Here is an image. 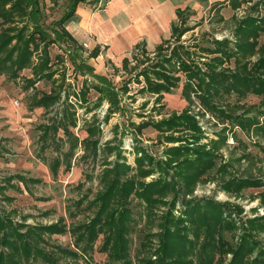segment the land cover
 Here are the masks:
<instances>
[{
  "label": "trees",
  "instance_id": "16d2710c",
  "mask_svg": "<svg viewBox=\"0 0 264 264\" xmlns=\"http://www.w3.org/2000/svg\"><path fill=\"white\" fill-rule=\"evenodd\" d=\"M78 1L80 0H71L68 11L48 26L42 22L44 14L39 7V0H0V76L4 75L15 81L23 70L30 69L31 76L22 78L23 88L26 91L32 90L27 95L28 109L43 108L47 113L54 108V114L48 117V121L39 125L38 135L39 151L43 153L50 150L55 153L50 157L42 156L53 175H56L61 165L67 170L71 168V160L79 144L80 159H102L99 182L106 189L91 200V207L94 209L97 206V209L95 208L89 223L75 225L70 232L77 247L78 242H83L85 237L88 242L97 232H101L105 233L106 241H112L120 249L125 245V219L129 213L126 204L130 195L150 203L169 192L173 196L178 191L189 194L199 181L207 180L205 174L215 166L218 151L226 141L227 130L234 127L246 131L254 128L264 130V119H261L264 116V0L214 2L208 9L209 20L227 24L229 34L220 39L211 38L207 44L201 42V45L182 43L181 36L192 29L186 26L192 12L177 9V20L171 26L169 38L163 39L152 50L143 44L136 45L131 56L133 64H130L129 59H123L122 70L127 76L119 85L103 75L93 73L88 64L79 60L75 54L74 42L62 28L64 20ZM226 8L231 11L229 18H225L222 13ZM239 11L241 14H238ZM55 43H64L65 47L62 48H65L63 50L69 56L75 73L88 75L93 80L85 78L81 87L75 90L65 77V70L58 71L53 66L49 48ZM91 54L94 55L95 51ZM55 58L60 63L64 62L63 54H57ZM181 75L184 76L181 95L188 104L180 112H172L157 121L146 119L133 124L138 133L147 127L153 128L157 131L159 142L180 143L163 148L164 158L155 157L143 146H135L138 156L134 159V168L124 161L114 164L108 159L111 155L118 154L115 153L118 146L111 145L110 142L101 143V127L96 124L94 116L84 120L83 138L78 139L74 134L77 117L70 96L77 102L87 103V95L93 90L97 96L92 106L97 107L104 102L107 106L103 120L108 121L116 113L123 114L125 107L122 98L133 95L129 94L131 82L141 86L137 92L154 95L159 107L162 105L160 100L163 94L170 93L179 86ZM43 79L50 82L48 91L35 88V84ZM249 94L258 97L259 103L249 106L239 104L238 101ZM232 97H235V102L229 101ZM193 108L198 109L195 112ZM91 110L93 109L89 106L85 108L87 112ZM205 113L222 124L216 132V138H211L208 145L200 142L206 135L197 118ZM60 130L63 135L57 138ZM64 138L69 142L66 150L63 148ZM173 166L174 176L178 179L171 176L173 178L150 182L142 180L154 171L168 177L169 168ZM125 175L128 178L121 184L118 180ZM20 179L26 181L24 177ZM220 184L234 197H238L245 188L263 186L259 178L248 176H231ZM3 188L0 185V194H3ZM263 192L253 199L259 198ZM184 201L188 221L195 227H201L204 232L199 247L209 249L213 254L217 249L216 253L220 255L232 250L222 239L224 228H220L224 220V205L209 198H189ZM259 220L264 225V217ZM182 222H177L178 229ZM65 231L63 223L39 225L15 222L13 226L8 216H0V264H26L30 259L37 258L45 264H57L51 252L42 249L40 243L44 241V234H61ZM177 231L176 240L171 246H168L167 240H162V255L179 260L187 255L192 246L181 249L180 244L188 240L179 239L182 234L180 230ZM76 232L79 234L75 238ZM217 233L221 239L216 242ZM165 238L168 241L170 239L168 235ZM87 242L83 244L86 247L89 246ZM259 245L249 238H243L238 247L232 250L233 256L227 264H264V246L258 247ZM255 247H258L257 255L250 262H245L243 256L251 254ZM59 250L69 258L78 257L77 252L69 248ZM219 261L222 263L221 259ZM185 263L191 262L189 260Z\"/></svg>",
  "mask_w": 264,
  "mask_h": 264
},
{
  "label": "rangeland",
  "instance_id": "374dc122",
  "mask_svg": "<svg viewBox=\"0 0 264 264\" xmlns=\"http://www.w3.org/2000/svg\"><path fill=\"white\" fill-rule=\"evenodd\" d=\"M68 5L70 0H61L57 2V6L56 4L53 7L46 6L45 23L50 25ZM222 13L225 18H229L231 11L226 8ZM208 14V9L192 11L186 23V26L192 29L181 36L184 45H201V42L207 44L211 38L220 39L229 34L227 24L212 22ZM238 14L241 12L239 11ZM63 46L61 43H56L49 48L53 66L58 68V71L65 70V77L74 89L78 90L85 78L88 80L91 78L88 75L75 73L69 57L64 56L63 63L57 61L55 58L57 54H65ZM24 76H31L30 69L23 70L15 81L7 79L4 75L0 76V185L4 187L3 194H0V216H8L13 226L15 222L39 225L63 223L65 232L44 234V241L40 243L42 249L51 252L57 264H186L185 262L189 260L190 264H227L233 256L232 250L238 247L243 238L258 242L260 244L258 247L264 246V225L259 220L264 217V194L253 199L264 191V130L254 128L246 131L234 127L225 132L226 141L218 151L215 166L205 174L207 180L199 181L191 193L178 191L173 196V193L169 192L150 203L134 195L128 197L126 206L129 213L125 219L127 229L124 234V246L120 249L116 248L112 241H106L105 233L97 232L92 240L87 242L85 237L83 242L79 241L77 247L70 229L75 225L89 223L95 208L97 209V206L93 209L90 202L99 192L106 189L99 182L102 159L99 157L95 161L80 159L79 144L75 149L76 153L71 160L72 166L69 170L61 165L56 175L50 172L42 156L50 157L55 153H51L50 150L43 153L39 151L38 135L39 125L48 121V117L54 114V108L47 113L43 108L28 109L27 95L32 90L26 91L23 88ZM111 78L119 85L120 76L114 75ZM181 79L177 88L163 94L160 100L162 105L159 107L154 95L137 92L140 85L131 82L129 94L133 95L122 98L125 107L123 114L116 113L108 121L103 120L107 106L104 102L100 106H92L97 96L93 90L87 95V103L77 102L73 96H70L77 117V125L73 128L74 134L78 139L83 138L84 120L92 119L94 116L97 119L96 124L101 127V143L110 142L111 145L118 146L115 152L118 154H113L108 159L114 164H121L120 162L124 161L134 168V159L138 156L135 146H143L155 157L164 158L163 148L180 143L159 142L157 131L153 128L147 127L138 133L133 124L146 119L157 121L172 112H180L188 104L181 95L183 75ZM35 88L39 91H48L50 82L45 79L40 80L35 84ZM194 100L197 105L196 98ZM229 101L235 102V97L230 98ZM238 102L246 106L257 105L259 98L249 94ZM87 106L93 110L85 111ZM197 109L193 108L195 112ZM197 118L206 135V138L200 142L208 145L211 138H216V132L220 130L222 124L217 123V119L208 113L203 116L198 115ZM261 119H264V116ZM62 135L60 130L57 138H61ZM63 143V148L66 150L69 142L64 138ZM224 164L226 166L221 167ZM123 172L125 174L126 170ZM174 175L173 166L169 168L168 177L164 173L154 171L142 180L150 182L156 179H169L171 176L176 179ZM231 176L259 178L263 186L245 188L238 197H234L220 186L222 180ZM21 177L26 181H22ZM126 178L127 175L118 181L122 184ZM189 198H209L224 205V220L220 228H224L222 239L232 250L220 255L216 253L217 249L213 254L211 250L199 247L204 232L201 227H195L188 221L185 212L187 205L184 200ZM179 221L183 222L178 229ZM177 230L182 234L179 239L188 240L180 244L181 249L192 246L188 249L187 255L179 260L162 255V240H167L168 246H171L176 240ZM78 234L79 232H76L75 238ZM166 235L169 236V241L165 238ZM216 237V242L221 239L218 233ZM85 242L88 243V247L83 245ZM258 247H255L251 254L244 255L243 260L250 262L255 258ZM59 248L74 250L78 257L69 258L68 255L60 252ZM2 250L5 248L2 247ZM26 264L45 263L37 258L30 259Z\"/></svg>",
  "mask_w": 264,
  "mask_h": 264
},
{
  "label": "crops",
  "instance_id": "0c3cea01",
  "mask_svg": "<svg viewBox=\"0 0 264 264\" xmlns=\"http://www.w3.org/2000/svg\"><path fill=\"white\" fill-rule=\"evenodd\" d=\"M217 1L221 0H80L64 20L62 28L74 42L79 60L88 64L93 73L113 82L111 76L118 75L121 82L127 76L122 70L123 59L131 61L138 44L152 50L163 39L169 38L171 26L177 20V9L207 10ZM39 2L44 14L42 22L46 25L45 7L57 6L61 0ZM69 6L53 20L64 15ZM93 50L94 55L91 54ZM63 56L69 57L67 53Z\"/></svg>",
  "mask_w": 264,
  "mask_h": 264
},
{
  "label": "built area",
  "instance_id": "2783aa9c",
  "mask_svg": "<svg viewBox=\"0 0 264 264\" xmlns=\"http://www.w3.org/2000/svg\"><path fill=\"white\" fill-rule=\"evenodd\" d=\"M82 45H83L84 47H86V46H87V44H86V43H83Z\"/></svg>",
  "mask_w": 264,
  "mask_h": 264
}]
</instances>
